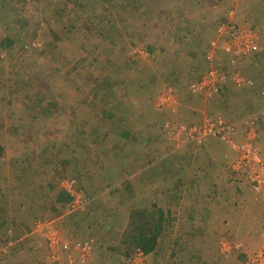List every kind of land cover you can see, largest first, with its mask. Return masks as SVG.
<instances>
[{"label":"rangeland","instance_id":"obj_1","mask_svg":"<svg viewBox=\"0 0 264 264\" xmlns=\"http://www.w3.org/2000/svg\"><path fill=\"white\" fill-rule=\"evenodd\" d=\"M241 30L258 50L232 64L222 47ZM262 96L264 0H0V264H135L121 234L158 212L138 264H249L261 168L234 171L238 152L205 126L221 118L241 145L256 119L264 161Z\"/></svg>","mask_w":264,"mask_h":264},{"label":"built area","instance_id":"obj_2","mask_svg":"<svg viewBox=\"0 0 264 264\" xmlns=\"http://www.w3.org/2000/svg\"><path fill=\"white\" fill-rule=\"evenodd\" d=\"M227 35L229 36L230 45L223 46L222 50L226 54L230 55L231 58L230 61L232 64H234L237 58L245 57L258 50L257 38L254 35V33L251 31H246V30L232 31L227 33ZM214 78L216 81L215 73L209 72L203 77L202 81L198 85H193V88L201 89L207 86H212L213 83L215 82ZM217 79L218 81L224 82V77L221 78L218 77ZM229 79L231 80V83L236 87H241L242 85L245 84L244 79L237 74L232 75ZM261 103L264 106V96H262ZM262 115L264 116V113H262ZM254 120L252 119L250 123L247 122L248 135L246 137V140L241 145L231 142L233 129L231 126H229V124L224 122L221 118H217L214 122H209L207 126H205V129L209 134H212L214 137L219 138L222 143H225L226 146L230 147L233 151L238 152L239 154L238 161L234 166H232L234 171L240 169L245 170V168L248 167L249 163H255L260 165L259 168L261 169L259 170V175L256 177V180H254V183H252V185L254 184V187L252 188L257 192L259 191L260 187L264 186V161L260 160L259 162H257L258 161L257 159H259V157L256 151L257 149L254 145V140L256 139V132L252 125L255 122ZM185 132L187 139L191 140L192 135L196 133V130L188 129V131L185 130ZM71 188H72V182L65 188V194L70 198L69 202L72 201L68 205L69 207H67V209L70 208L77 209L79 207L81 208L82 203L79 202L78 199H76V197L73 196ZM39 225L43 226L42 223H39ZM261 237L264 243V228L262 230ZM61 246L66 247L67 246L66 242H62ZM260 248L261 249H259L257 253L252 258L249 259V264H264V244ZM90 250H91L90 241L81 242L73 245L72 247V251L77 254L76 257L81 262H83V260L86 259ZM143 256L144 254L140 250L136 249L134 251V260H138V262L134 261V263L135 264L142 263ZM52 260H53L52 261L53 264H57L59 259L53 258ZM66 261L62 263L74 264V262L72 263L70 258H68V260Z\"/></svg>","mask_w":264,"mask_h":264},{"label":"trees","instance_id":"obj_3","mask_svg":"<svg viewBox=\"0 0 264 264\" xmlns=\"http://www.w3.org/2000/svg\"><path fill=\"white\" fill-rule=\"evenodd\" d=\"M2 43H5L7 47L12 45L13 41L9 39H4ZM62 196V203H67L69 201L68 197L65 194H60ZM155 209V208H154ZM156 210V209H155ZM156 210L155 213H157ZM152 213V215H155ZM160 217L157 219L152 218L151 215L145 216L146 218L141 219L140 223H137L135 220L130 221L123 233L121 234L119 244L130 248L134 251V249L140 250L144 255L151 254L155 251L157 246V241L162 233V213L158 212ZM139 216V218L143 217V212L134 213Z\"/></svg>","mask_w":264,"mask_h":264}]
</instances>
